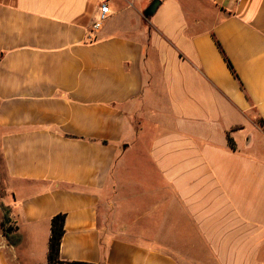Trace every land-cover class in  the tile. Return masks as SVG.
Wrapping results in <instances>:
<instances>
[{
  "label": "crops",
  "instance_id": "0c3cea01",
  "mask_svg": "<svg viewBox=\"0 0 264 264\" xmlns=\"http://www.w3.org/2000/svg\"><path fill=\"white\" fill-rule=\"evenodd\" d=\"M152 1L0 0V264H264V0Z\"/></svg>",
  "mask_w": 264,
  "mask_h": 264
},
{
  "label": "trees",
  "instance_id": "16d2710c",
  "mask_svg": "<svg viewBox=\"0 0 264 264\" xmlns=\"http://www.w3.org/2000/svg\"><path fill=\"white\" fill-rule=\"evenodd\" d=\"M214 42L224 62L226 63V66L230 70L231 74L233 75L235 79L238 80V76L236 75L230 61L226 57L220 43L215 39H214ZM240 87L242 88V84H240ZM228 142L230 144V147L233 148L232 141L229 139ZM0 210L2 211V219L0 221V230L10 245H13V246L17 245L20 240V236L14 232L16 228L12 227L10 224L9 210L1 202H0ZM64 220H65V214L63 213L56 214L50 220V237L48 241V253H47L48 264L62 263L59 260L58 253H59L60 241L64 233V228H63ZM68 264H90V263L71 262Z\"/></svg>",
  "mask_w": 264,
  "mask_h": 264
},
{
  "label": "rangeland",
  "instance_id": "374dc122",
  "mask_svg": "<svg viewBox=\"0 0 264 264\" xmlns=\"http://www.w3.org/2000/svg\"><path fill=\"white\" fill-rule=\"evenodd\" d=\"M246 136L249 137V135H251V140L252 142L255 141V144L259 143L263 144L264 143V138L251 126H247L246 128ZM5 178V174H4V167H3V163L0 157V183L1 181ZM125 194V193H123ZM5 195V192L3 191V189H0V199L3 198V196Z\"/></svg>",
  "mask_w": 264,
  "mask_h": 264
},
{
  "label": "built area",
  "instance_id": "2783aa9c",
  "mask_svg": "<svg viewBox=\"0 0 264 264\" xmlns=\"http://www.w3.org/2000/svg\"><path fill=\"white\" fill-rule=\"evenodd\" d=\"M110 10L105 1L99 5V10L95 22L92 24V29H98L100 25L108 18Z\"/></svg>",
  "mask_w": 264,
  "mask_h": 264
},
{
  "label": "water",
  "instance_id": "95a60500",
  "mask_svg": "<svg viewBox=\"0 0 264 264\" xmlns=\"http://www.w3.org/2000/svg\"><path fill=\"white\" fill-rule=\"evenodd\" d=\"M159 4V0H153L149 6L146 8L144 12V17L148 18L150 17L156 10L157 6Z\"/></svg>",
  "mask_w": 264,
  "mask_h": 264
}]
</instances>
